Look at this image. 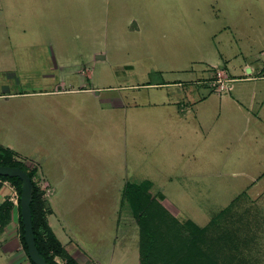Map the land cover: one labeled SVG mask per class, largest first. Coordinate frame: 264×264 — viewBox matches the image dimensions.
Returning a JSON list of instances; mask_svg holds the SVG:
<instances>
[{"label": "rangeland", "instance_id": "rangeland-1", "mask_svg": "<svg viewBox=\"0 0 264 264\" xmlns=\"http://www.w3.org/2000/svg\"><path fill=\"white\" fill-rule=\"evenodd\" d=\"M225 59L264 67V0H0V141L40 158L59 235L64 219L80 241L96 231L89 247L106 258L117 234L130 246L111 247L112 264H139L120 204L138 183L205 238L235 233L217 256L237 248L232 264H264V114L247 127L176 112L203 104L210 87L195 80L219 78ZM10 234L24 256L16 221Z\"/></svg>", "mask_w": 264, "mask_h": 264}, {"label": "trees", "instance_id": "trees-1", "mask_svg": "<svg viewBox=\"0 0 264 264\" xmlns=\"http://www.w3.org/2000/svg\"><path fill=\"white\" fill-rule=\"evenodd\" d=\"M0 164L20 166L27 171L32 182L30 198L31 220L35 244L41 255L49 264H79L73 256L68 254L60 240L53 232L47 220V214L52 211L48 199L42 196L43 191L34 179L35 168L29 167L23 160L15 157V152L9 147L0 145ZM1 180H8L17 190L21 191L22 180L17 175L0 174ZM146 185L127 182L121 199V209L132 212L139 235V264H232L240 261L237 248L233 252L217 256L214 245L228 239L236 238L235 233L225 234L216 230L214 242L205 238V226L196 224L191 219L180 222L159 199L146 191ZM13 202L6 198L0 202V232L11 219ZM19 238L25 254L31 264H35L29 257L27 245L23 236L24 229L20 214V202L17 203ZM187 229V233H184ZM228 236V238L226 237ZM231 237V238H230ZM223 243V248L224 247ZM239 243V242H238ZM222 258V261L219 260ZM234 258L233 261L229 259ZM248 263V261H243ZM239 264V263H238Z\"/></svg>", "mask_w": 264, "mask_h": 264}, {"label": "crops", "instance_id": "crops-1", "mask_svg": "<svg viewBox=\"0 0 264 264\" xmlns=\"http://www.w3.org/2000/svg\"><path fill=\"white\" fill-rule=\"evenodd\" d=\"M228 64H229L228 60L225 59L224 62L221 63V66L218 65L220 66L217 68L220 76L219 77L220 82L218 81L216 83H213V80H215L216 78H212V77L209 78V76L206 78L203 77L204 79L203 78L200 79V77L196 78L195 80L196 83L202 81L203 84L209 85L210 90L206 95H198L196 101L193 102L194 105H196V103H203V104L196 106L195 108H192V105H186L184 103L177 102L178 107H176V112L179 113L182 119H185L186 116L184 115V112L187 109L186 112L193 114L195 116H197L198 114L202 116L203 114H207V112L212 113L213 114L212 117H214L215 119H219L221 114L223 115L225 114L224 116H226V119L230 122L234 121L237 123L240 121L238 120L240 118L241 120H245L244 124H246L247 127L249 120L252 119V116L256 120L259 121L262 120L264 114V87L262 83V80H264V67L260 66L257 63H252L248 59H246V61H244L243 63V67H245L246 71H244L243 73H239L236 72L234 69L231 70V67L228 66ZM149 84H153L156 86L158 85L169 86V85H182L183 83L181 84L180 80L174 79L171 82L161 80L159 82L149 83ZM197 92H199V90ZM170 100L171 99H169L167 102H169ZM180 123H184V122H180ZM0 145H3L1 141H0ZM11 147L12 146L10 145L9 148L11 149ZM16 154L15 155L18 156L17 158L19 159L25 160L24 159L25 157L27 160L31 159L35 161L38 166L40 164V158L38 156L36 157L22 156L21 154H19V152L18 153L16 152ZM43 181L44 184L48 183L45 181L44 177H43ZM9 184L10 182L8 180L0 179V202L5 200L6 198L10 199L12 189ZM51 192L52 191H50V193ZM48 202L50 203L52 209V211L47 214L48 223L51 226L57 238L60 240V242L68 252V254L73 256L79 264H112V260L115 254L111 247L120 245L122 246V249L125 248L128 249V246H130L129 245L130 242L127 243L125 238H123L122 240H120L119 238L117 239L118 235L115 234L114 240L111 241L110 243V253H108V255L105 258L103 255L104 253L101 254L100 252H94L89 247L94 236L98 233L95 234L96 231H94L93 234L89 232V234L90 233L91 234L88 240L85 239V242L83 240L80 241L77 238V235L73 233L72 228L69 226L70 221L68 219H64L63 223L60 222V225L58 226V230L60 232L59 235L56 229L53 228V225L49 218L50 216L53 217L58 216L55 209V205L52 204L49 198H48ZM15 221L18 223V212H17V204L13 203V208L11 211V219L4 226L3 230L0 232V256L4 258L6 264H31L26 254L20 257L19 255H17L18 253L14 251L10 231ZM133 236L134 233L133 235H131V238H133ZM131 238H129L128 240H131ZM98 239L100 240L99 235H97V240ZM123 251L125 250H122L120 252ZM121 255L123 254L120 253V256ZM108 256H110L109 260H107Z\"/></svg>", "mask_w": 264, "mask_h": 264}, {"label": "water", "instance_id": "water-1", "mask_svg": "<svg viewBox=\"0 0 264 264\" xmlns=\"http://www.w3.org/2000/svg\"><path fill=\"white\" fill-rule=\"evenodd\" d=\"M0 174L17 175L21 178L22 183L19 195V202L20 214L24 229L23 236L27 245V252L30 259L35 264H49L48 261L38 251L35 244L30 209V198L32 192V182L30 176L28 175L27 171L24 170L22 167L7 164H0Z\"/></svg>", "mask_w": 264, "mask_h": 264}, {"label": "built area", "instance_id": "built-area-1", "mask_svg": "<svg viewBox=\"0 0 264 264\" xmlns=\"http://www.w3.org/2000/svg\"><path fill=\"white\" fill-rule=\"evenodd\" d=\"M218 81L220 82V78H217V79L213 80V83H216ZM28 166L36 169V172L34 173V179L36 180V182H37V184L39 186H42L45 189L46 192H49V188L47 187V184L43 183L44 182L43 181V177H42L41 172H40V170L38 168V165L33 163L31 165H28ZM36 166H37V168H36ZM11 185H10V187L12 189V192H11V195H10V199L12 200V202L14 204H17L19 195H18L17 190L15 189V187L13 185L12 186Z\"/></svg>", "mask_w": 264, "mask_h": 264}]
</instances>
